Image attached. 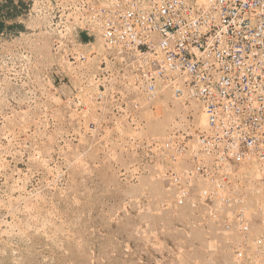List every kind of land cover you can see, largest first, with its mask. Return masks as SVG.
<instances>
[{
  "label": "rangeland",
  "instance_id": "rangeland-1",
  "mask_svg": "<svg viewBox=\"0 0 264 264\" xmlns=\"http://www.w3.org/2000/svg\"><path fill=\"white\" fill-rule=\"evenodd\" d=\"M25 3L10 23L23 28L0 37V264H231L143 160L182 104L132 126L128 94L97 99L104 50L72 46L48 0Z\"/></svg>",
  "mask_w": 264,
  "mask_h": 264
},
{
  "label": "built area",
  "instance_id": "built-area-1",
  "mask_svg": "<svg viewBox=\"0 0 264 264\" xmlns=\"http://www.w3.org/2000/svg\"><path fill=\"white\" fill-rule=\"evenodd\" d=\"M48 3L72 46L104 50L97 99L128 94L132 126L155 102L182 104L164 137L142 142L147 170L231 264H264V0Z\"/></svg>",
  "mask_w": 264,
  "mask_h": 264
},
{
  "label": "trees",
  "instance_id": "trees-1",
  "mask_svg": "<svg viewBox=\"0 0 264 264\" xmlns=\"http://www.w3.org/2000/svg\"><path fill=\"white\" fill-rule=\"evenodd\" d=\"M27 11L25 0H2L0 1V37L6 32L13 29H22L19 24H10L12 21L23 16ZM84 42L88 41V37L82 35Z\"/></svg>",
  "mask_w": 264,
  "mask_h": 264
},
{
  "label": "bare ground",
  "instance_id": "bare-ground-1",
  "mask_svg": "<svg viewBox=\"0 0 264 264\" xmlns=\"http://www.w3.org/2000/svg\"><path fill=\"white\" fill-rule=\"evenodd\" d=\"M201 124H202V125H206V121H205L204 118L202 119Z\"/></svg>",
  "mask_w": 264,
  "mask_h": 264
},
{
  "label": "crops",
  "instance_id": "crops-1",
  "mask_svg": "<svg viewBox=\"0 0 264 264\" xmlns=\"http://www.w3.org/2000/svg\"><path fill=\"white\" fill-rule=\"evenodd\" d=\"M0 1H2V0H0Z\"/></svg>",
  "mask_w": 264,
  "mask_h": 264
}]
</instances>
